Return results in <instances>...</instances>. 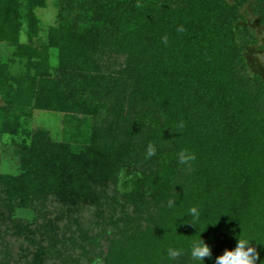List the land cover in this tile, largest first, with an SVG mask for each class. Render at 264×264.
Masks as SVG:
<instances>
[{"label":"trees","instance_id":"16d2710c","mask_svg":"<svg viewBox=\"0 0 264 264\" xmlns=\"http://www.w3.org/2000/svg\"><path fill=\"white\" fill-rule=\"evenodd\" d=\"M46 4L0 0L17 165L0 172V264H203L199 237L215 264L238 235L264 264V80L244 57V6L264 23V0H56L43 37ZM36 110L60 113L59 138Z\"/></svg>","mask_w":264,"mask_h":264},{"label":"rangeland","instance_id":"374dc122","mask_svg":"<svg viewBox=\"0 0 264 264\" xmlns=\"http://www.w3.org/2000/svg\"><path fill=\"white\" fill-rule=\"evenodd\" d=\"M56 0H47L46 6L38 7L37 13L41 18V35L46 36L49 26L54 22L57 14L55 5ZM246 24H249L258 36L256 43L249 45L244 51V57L248 72L258 75L264 80V23L261 22V15L254 12L253 9L246 4L244 6ZM27 27L23 30L22 39L27 40ZM10 48L0 42V56L6 57L10 52ZM13 69L19 70V64H14ZM33 127H45L50 129L55 138H59L62 134V123L60 113L45 110H36L32 120ZM5 139L0 140V172H14L17 170L15 160L12 158L9 145L5 144ZM98 264V263H96Z\"/></svg>","mask_w":264,"mask_h":264},{"label":"clouds","instance_id":"9594fccd","mask_svg":"<svg viewBox=\"0 0 264 264\" xmlns=\"http://www.w3.org/2000/svg\"><path fill=\"white\" fill-rule=\"evenodd\" d=\"M172 204L173 202L169 201L170 207ZM192 211L196 219H199V214L196 210L193 209ZM168 254L170 258L175 259L180 256L181 253L176 248H169ZM190 255L194 260L203 261L204 264L205 257L212 258V250L210 246L199 237V239L193 241ZM259 258L260 253L250 244L249 238L238 235L236 246L232 249H226L223 254L215 257V264H257Z\"/></svg>","mask_w":264,"mask_h":264}]
</instances>
